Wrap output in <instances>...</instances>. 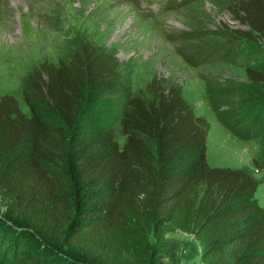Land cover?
<instances>
[{"label":"trees","instance_id":"1","mask_svg":"<svg viewBox=\"0 0 264 264\" xmlns=\"http://www.w3.org/2000/svg\"><path fill=\"white\" fill-rule=\"evenodd\" d=\"M225 3L248 31L210 33L186 58L191 65L238 54L218 40L264 42V0ZM76 45L24 75L28 113L14 95L0 96V198L12 219L89 264H155L175 231L192 236L201 264H264L259 181L246 168L208 164V123L194 115L179 83L153 75L134 91L131 67L114 50L90 39ZM244 71L252 87L264 86V70ZM224 93L218 91L220 102ZM255 99L264 108V96ZM232 104L224 112L212 104L219 120L245 139L264 138V111L244 123L234 120L239 110ZM75 194L86 206L74 207ZM7 243L0 239V264H45L33 251L23 257L16 240L3 250Z\"/></svg>","mask_w":264,"mask_h":264},{"label":"rangeland","instance_id":"2","mask_svg":"<svg viewBox=\"0 0 264 264\" xmlns=\"http://www.w3.org/2000/svg\"><path fill=\"white\" fill-rule=\"evenodd\" d=\"M226 0H0V96L14 95L22 112L28 109L21 100V80L43 60L57 63L76 42L90 39L94 44L115 51L119 62L129 63L134 91H142L153 75L172 78L182 87L183 97L193 106L194 115L208 123L207 161L212 167L246 168L259 187L255 200L264 207V138L245 139L223 124L212 104L224 112L231 101L238 106L234 120L249 122L263 103L264 86L254 88L245 76L244 65L264 70V42L261 40H218L221 46L238 54L228 62L191 65L187 57L196 54L210 33L229 37L227 30L248 31L234 20ZM197 39H187L194 36ZM202 37V38H201ZM203 39V40H201ZM228 42V43H226ZM209 83V84H207ZM209 89V93H208ZM225 90L220 102L218 91ZM242 92V93H241ZM235 93L234 96L230 95ZM241 93V94H240ZM239 96V98H237ZM244 99L250 111L240 108L236 99ZM231 99V100H230ZM242 104V103H241ZM260 107V108H259ZM264 113V112H263ZM238 129V128H237ZM74 207L86 206L83 196L75 194ZM0 239L6 250L16 240L19 252L30 251L47 264H89L73 257L65 248L53 246L10 216L6 201L0 198ZM155 264H201L195 254L192 236L175 231L165 236ZM173 245L177 247L172 251ZM19 248H17L18 250ZM31 264V263H28ZM36 264V263H32Z\"/></svg>","mask_w":264,"mask_h":264}]
</instances>
